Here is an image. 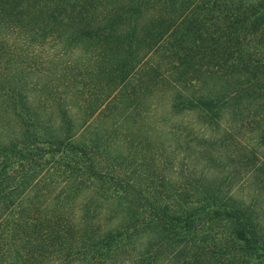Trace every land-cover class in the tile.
Returning <instances> with one entry per match:
<instances>
[{"label":"trees","instance_id":"trees-1","mask_svg":"<svg viewBox=\"0 0 264 264\" xmlns=\"http://www.w3.org/2000/svg\"><path fill=\"white\" fill-rule=\"evenodd\" d=\"M52 39L91 50L88 75L63 68L62 92L31 100L33 64L14 50ZM159 84L214 128L207 160L226 170L169 178L141 140L88 131L109 120L131 146L126 125ZM244 130L255 141L234 155ZM260 147L264 0H0V264H264ZM240 176L248 197L231 190Z\"/></svg>","mask_w":264,"mask_h":264},{"label":"rangeland","instance_id":"rangeland-1","mask_svg":"<svg viewBox=\"0 0 264 264\" xmlns=\"http://www.w3.org/2000/svg\"><path fill=\"white\" fill-rule=\"evenodd\" d=\"M11 40V38H8L7 43L11 44ZM80 45L65 49L62 44L56 43L52 39L42 44H27V47L23 45L21 50L18 48L17 51L14 50L15 55H13V58L17 62L24 61L25 63L31 62L30 64H33L31 65L33 67L32 72L27 80H29L30 87H35L38 91L29 95L31 100L45 96V93L51 94L52 92V94H55L56 92H62L63 87L70 83L69 79L60 76L63 68H66L68 73L70 71L78 73L76 77H83L82 73L87 77L88 73L86 71L89 67L88 60L91 50L80 47ZM85 66H87L86 69H84ZM86 77L83 78V81L87 83L89 80ZM140 78L143 79L140 82L144 86L145 84H150L148 77ZM133 80H136V78ZM42 86L46 89H41ZM172 92L167 86L159 84L156 90L147 92L140 100L139 115H134L129 120L130 123L126 125L128 127L127 131H129L128 134L136 140H133L131 146L123 144L122 136L126 130L122 134H119L117 126L111 130L109 128V120L104 121L105 124H103L102 121L97 123V119H95L96 121L94 120L87 129L91 132L97 130L98 134H103L106 137L115 136L120 148L122 147L124 150H139L137 140H141V145L145 148V151L150 154L159 169L169 178L178 179L180 174H184L186 169L192 170L196 174L206 173L209 177L217 175L216 172L219 169L226 170L228 168L227 160L225 162L222 156L220 161L215 160L213 163L207 160L208 154H211L212 151L215 157L220 155L217 149L219 139L215 140V142L211 141L212 139L204 141L205 138L215 137L217 132H213L214 128L212 127L203 126L197 120L195 112L186 110L179 112L171 109L169 106L171 99L169 100V98ZM68 109L71 117L76 121L81 115V111L70 106H68ZM237 140H239L238 143ZM254 141L252 133L244 130L237 135L236 142H233L232 146H229L226 150L234 151V155L236 153L237 155H244ZM257 156L259 158L264 157L263 147L257 150ZM243 176H245L244 173ZM241 177H239V180L236 179V183L233 184L234 187L231 186V190L236 195L248 197L251 193V186L245 183L241 185L240 182L243 180H241ZM232 192L231 194H233ZM261 201L264 203L263 199ZM144 240L145 237H142L140 242L135 245L138 248H143ZM131 252L133 251H130V254ZM36 264L55 263L54 261H44Z\"/></svg>","mask_w":264,"mask_h":264}]
</instances>
